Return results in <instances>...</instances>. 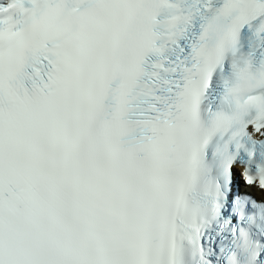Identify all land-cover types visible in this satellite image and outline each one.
<instances>
[{"label": "snow or ice", "instance_id": "1", "mask_svg": "<svg viewBox=\"0 0 264 264\" xmlns=\"http://www.w3.org/2000/svg\"><path fill=\"white\" fill-rule=\"evenodd\" d=\"M0 264H264V0H0Z\"/></svg>", "mask_w": 264, "mask_h": 264}]
</instances>
